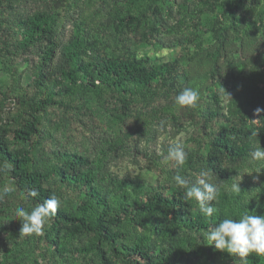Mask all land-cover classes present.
Here are the masks:
<instances>
[{
	"label": "rangeland",
	"instance_id": "obj_1",
	"mask_svg": "<svg viewBox=\"0 0 264 264\" xmlns=\"http://www.w3.org/2000/svg\"><path fill=\"white\" fill-rule=\"evenodd\" d=\"M228 1L9 2L11 7L5 11V14L9 12V19L18 12L36 9L66 16L73 14L72 18L78 16L82 23L79 31L68 26L66 39L77 32L85 36L91 33L98 40V48L109 56L135 58L146 69L160 68L161 75L148 88L137 86L123 93L100 86L86 87L78 81L69 93L56 97L54 106L42 114L38 142L22 144L8 133L5 140L11 155L45 172H50L53 166H62L56 153H75L86 160L82 171L92 172L96 184L109 199L105 226L111 228L113 241L103 242L96 232H80L71 223H63L56 230L51 220L41 235L20 234L21 221L15 216V208L31 210L37 203L26 199L27 194L8 173L0 171V186L9 182L15 186L13 193L0 200V264H144L138 256H127V248L135 242L157 243L156 233L189 240L192 248L184 247L183 254L194 258L192 264H241L238 257L213 247L208 254L202 253L198 236L183 229L166 211L162 215L137 217L134 207H128L127 212L118 207L144 201L153 189L173 181L175 166L173 162H164L161 154H167L168 144H182L187 158L193 160L206 152L210 137L220 134L228 142H237L243 138L238 132L247 129L249 146L257 147L254 133L262 125L248 107L247 98L251 88L264 85V0H244L242 10L236 13L235 32L228 29ZM4 10L0 7V12ZM130 16L138 18L137 25L129 24ZM120 18L126 20L128 27L118 26ZM153 29L165 35L166 44L182 36L191 43L171 48L160 46L152 41ZM107 38L109 42L102 44ZM90 57L91 53L87 52L83 60ZM31 80L30 63L9 66L0 58V123L7 128L16 126L30 114L33 100L43 98L29 85ZM186 87L199 91L200 99L194 107L175 104V97ZM100 109L109 113L115 109L119 113L107 124L97 115ZM235 168L228 169L232 177L229 183L207 173L210 182L219 186L215 207H225L227 203L234 207L232 198L236 195L241 201L252 202L256 215H264V161L247 159L236 171L237 175ZM240 176L241 192L235 193L231 185ZM49 179L51 195L61 200L59 209L78 216L75 205L80 202L79 191L71 185L57 183L53 175ZM91 217L95 218V212ZM47 235L55 236L54 244ZM184 260L179 258L181 264ZM247 260L248 264H264V256L251 254Z\"/></svg>",
	"mask_w": 264,
	"mask_h": 264
},
{
	"label": "trees",
	"instance_id": "obj_2",
	"mask_svg": "<svg viewBox=\"0 0 264 264\" xmlns=\"http://www.w3.org/2000/svg\"><path fill=\"white\" fill-rule=\"evenodd\" d=\"M13 0H0V7L5 8L0 12V58L6 65H15L18 62H28L32 66V80L30 86L33 90L43 96L42 99L33 100L30 114L23 118L16 126L6 127L0 123V163L9 161L13 165V171L8 177L12 179L17 187L26 194L29 190H36L39 195L32 199L37 204L43 203L50 198L51 186L49 177L63 185H71L79 191L80 202L75 205L78 216H70L60 209L51 219L52 226L56 230L61 229L63 223L73 224L80 232H96L103 242L113 241L111 228L105 226L109 202L107 196L96 184L95 176L90 170H84L86 160L75 153H56L62 166H53L50 172L24 164L16 156L9 152L6 136L11 134L12 139L22 144L41 139V116L46 109L54 106V99L66 95L78 81L83 86H97L109 89L113 92L123 93L134 87H150L152 80L159 78L161 69L151 66L146 69L143 64L135 58H120L112 56L103 49L98 48L97 38L91 33L74 36L66 39L67 27L80 29V17L72 18L64 14H53L46 10H24L13 15L5 14L6 7H11L9 2ZM125 3L136 4L139 0H122ZM7 3V4H6ZM226 10L228 29L237 31L235 28L237 11L242 10L244 0H229ZM129 24L137 25L138 18L128 17ZM118 26L128 27L124 18L118 20ZM153 29V43L168 48L188 45L191 40L182 36L176 40H170L169 44L164 42L165 35ZM105 39L102 44H107ZM91 53V57L84 61L83 58ZM59 61V63H57ZM25 103V101H24ZM247 105L251 112L256 115L261 123L257 129L258 144L264 149V111L255 113L257 108L264 109V85L255 86L249 90ZM126 106L123 105V108ZM118 111L112 109L109 113L105 109L98 110L97 115L107 124L110 118L118 115ZM242 139L237 142H228L220 134L210 137L207 141V150L204 154H198L193 160L188 157L182 167H175L172 176L180 174L192 182L199 178L201 172L209 173L224 182H231L229 167L235 168V175L247 159L251 158L254 148L249 146V130L242 129L238 132ZM259 193H262L259 191ZM219 195V194H218ZM144 201L132 202L129 206L119 204L123 212L128 207H134L140 214L162 215L165 211L173 219L186 229V231L198 236V246L201 252L208 254L214 244H210L206 231L212 225L224 218L238 219L246 211H253L252 202L232 198L234 207L229 204L225 207L216 206L217 212L213 217H205L197 207L194 200L184 199V189L178 187L173 180L168 185L153 189ZM227 198H225L226 200ZM95 212V218L92 214ZM132 218L136 225V218ZM52 228V229H53ZM154 231H157L154 228ZM155 236L159 241L142 244L135 242L127 248V256H138L144 264H181L179 258L185 259L184 264H192L194 258L183 254L184 247H190L189 240H177L170 238L164 233ZM51 244L55 243V236H46ZM188 239V238H187ZM186 257V258H185Z\"/></svg>",
	"mask_w": 264,
	"mask_h": 264
},
{
	"label": "clouds",
	"instance_id": "obj_3",
	"mask_svg": "<svg viewBox=\"0 0 264 264\" xmlns=\"http://www.w3.org/2000/svg\"><path fill=\"white\" fill-rule=\"evenodd\" d=\"M222 89L227 98L231 100L230 94L226 93L223 87ZM199 99L198 89L186 87L175 97V104L182 108L194 107ZM261 111H264V109L257 108L255 113L259 114ZM161 128L163 130V125H161ZM257 132L254 133L255 136H257ZM161 154L164 162H173L175 167H182L186 163L187 152L180 143L168 144L167 154L164 155L163 152ZM250 155L252 161H264V149L259 144ZM261 169L256 172L259 173ZM0 171H6L10 174L13 171L12 163L9 161L0 163ZM173 180L178 187L184 189V199L186 201L194 200L197 202L200 212L205 217L214 216L217 208L213 202L217 199L219 186L210 182L207 173L201 172L195 182L180 174H176ZM240 180L241 176L231 185L232 191L235 193L241 192ZM14 191L15 186L11 182L0 186V200H3ZM38 195L39 193L32 189L28 191L26 199ZM60 207L61 200L55 195L45 199L43 203L37 204L31 210L17 206L14 211L17 219L21 221L20 234L24 236L43 234L45 226L55 217ZM253 213L254 211H246L238 219L224 218L212 224L206 231L210 244H214L215 249L219 251L238 257L241 264H248L247 258L251 254L264 256V215Z\"/></svg>",
	"mask_w": 264,
	"mask_h": 264
}]
</instances>
